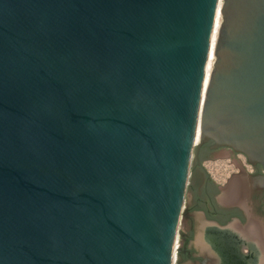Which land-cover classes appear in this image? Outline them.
<instances>
[{
    "label": "water",
    "instance_id": "obj_1",
    "mask_svg": "<svg viewBox=\"0 0 264 264\" xmlns=\"http://www.w3.org/2000/svg\"><path fill=\"white\" fill-rule=\"evenodd\" d=\"M209 141L264 168V0H0V264H176Z\"/></svg>",
    "mask_w": 264,
    "mask_h": 264
},
{
    "label": "flooded vegetation",
    "instance_id": "obj_2",
    "mask_svg": "<svg viewBox=\"0 0 264 264\" xmlns=\"http://www.w3.org/2000/svg\"><path fill=\"white\" fill-rule=\"evenodd\" d=\"M213 144V141L203 144L198 152V158L195 157L192 164V180L188 186L185 216L180 226L182 235L179 238L180 252L176 263L213 264L198 242L201 225L206 224L207 236L212 233L209 231L219 232L215 237L230 245L231 264H262L264 263L261 258L262 252L258 260L259 248L254 233L256 222L264 230V189H254L251 194L237 200L233 182L237 178L247 180L264 174V168L260 164L251 163L243 153L229 147L213 149ZM223 149L229 151V154L242 155L244 160L235 165L224 182H219L205 169V162L211 159L214 153ZM247 188L248 185L244 190L247 191ZM233 225L241 227L246 232L235 236L230 231ZM250 229H253L252 233Z\"/></svg>",
    "mask_w": 264,
    "mask_h": 264
},
{
    "label": "bare ground",
    "instance_id": "obj_3",
    "mask_svg": "<svg viewBox=\"0 0 264 264\" xmlns=\"http://www.w3.org/2000/svg\"><path fill=\"white\" fill-rule=\"evenodd\" d=\"M222 5H223V1H221L219 8H218V12H217L215 29H214V34H213V38H212V47L210 50V56H209V60H208L205 82H204V91H203V95H202V103H203L204 97L206 95V90L208 89L209 81H210L212 71L214 68V63L216 60V55H215L216 44H217V40L219 37L220 26L223 23V15L221 12ZM198 137H199V130L197 133V138ZM247 185H248V181L245 178H237L236 180H234L233 187L235 188L237 200L243 199L246 196L247 191L244 189L246 188ZM252 230L253 229H250L251 233H252ZM254 234L256 235V241L258 243V248H259L260 252H262V254H261V256H262L261 258L263 260L262 262H264V230H263L262 226L257 222H256V233H254ZM198 242H199V244H201L203 246L202 250L212 259V263L216 264L217 263V256H216L215 252L209 246H207L200 238H198ZM179 243L180 242L178 241L177 245H179ZM262 264H264V263H262Z\"/></svg>",
    "mask_w": 264,
    "mask_h": 264
},
{
    "label": "rangeland",
    "instance_id": "obj_4",
    "mask_svg": "<svg viewBox=\"0 0 264 264\" xmlns=\"http://www.w3.org/2000/svg\"><path fill=\"white\" fill-rule=\"evenodd\" d=\"M223 149L213 154L212 158L205 162V169L214 176L219 182H224L232 169L241 160H244L242 155H235L233 153ZM192 176L190 177V181ZM178 264V262L176 263ZM183 264H191L190 262H184Z\"/></svg>",
    "mask_w": 264,
    "mask_h": 264
}]
</instances>
